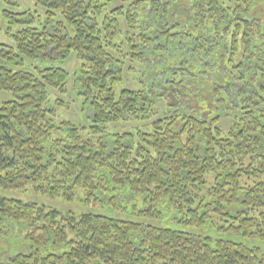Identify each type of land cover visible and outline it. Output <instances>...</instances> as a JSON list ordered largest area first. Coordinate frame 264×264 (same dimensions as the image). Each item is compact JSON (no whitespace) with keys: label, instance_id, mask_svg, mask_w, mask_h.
<instances>
[{"label":"trees","instance_id":"1","mask_svg":"<svg viewBox=\"0 0 264 264\" xmlns=\"http://www.w3.org/2000/svg\"><path fill=\"white\" fill-rule=\"evenodd\" d=\"M34 1L43 18L0 11L19 25L5 31L15 47L0 43V91L15 97L0 104V187L81 189L84 205L125 192L144 218L168 206L184 226L264 242V0ZM71 52L86 135L48 105L67 70L14 67ZM126 64L141 88L124 85ZM221 237L0 197V264H264L259 247Z\"/></svg>","mask_w":264,"mask_h":264},{"label":"rangeland","instance_id":"2","mask_svg":"<svg viewBox=\"0 0 264 264\" xmlns=\"http://www.w3.org/2000/svg\"><path fill=\"white\" fill-rule=\"evenodd\" d=\"M0 0V11L3 10H10V11H22L25 9H29V11L34 12L35 9L39 13V17H44V8L39 7L35 4L34 0ZM37 19V18H35ZM120 26L124 27V21L122 19L119 20ZM8 27H11L12 31L19 27V25L9 24L7 18H2L0 20V43L13 46L15 44L13 40L5 34V31ZM47 53V52H46ZM79 62L75 57L73 52L66 59H59V58H27L22 57L21 63H17L14 65L15 68L24 69L33 71L35 68H43L46 66H58L62 67L69 72L67 81H66V93L60 94L53 89H49V102L48 105L54 109V120L56 123L62 121H69L75 124L78 127H84L82 130L83 134H87L89 131V125L91 123V110L87 108V105L84 101L85 97L83 94L79 93V86L77 84L76 78L74 76L75 69L77 68ZM128 64L124 67V75H123V83L124 85L130 87H138L141 88L143 84L139 83L136 80L137 73L133 70L128 72L126 69ZM140 64L136 63L133 64L134 69ZM129 73V74H127ZM15 98L14 95L9 91H0V104L4 101L10 100ZM56 99H60L61 103H56ZM140 125V123H139ZM223 129L226 128L227 124H224V120L219 124ZM132 129L131 123H124V124H115V125H108L106 132L109 131H123V130H130ZM134 129V128H133ZM60 133V132H59ZM62 134V133H60ZM109 141V140H107ZM211 180V179H210ZM0 197L5 198H12L16 200H20L25 203H34L38 206H44L48 209H55L59 213L64 214L66 212H73L75 214H85V213H95V214H102L106 216H111L114 218L130 220L133 222H139L143 224H150L153 226L158 227H171L177 230H183L190 233L196 234H210L213 236H223L221 238L224 239H231L235 241H240L249 246H257L260 248L262 252V256L264 259V242L257 240V239H245L239 235L232 236L227 235L224 236L222 234H217L215 232L214 227L210 226H202V227H192V226H184L179 222H176L178 216L169 210L168 206H164L161 209L163 214V219L159 220L156 218H144L142 217L138 209L141 207L140 201L138 197L135 195L132 198V194H128L123 192L121 201L119 200L117 194L115 197H110L109 195H100V200H98L95 204L92 205H84L81 202L82 199V190L78 189V192L71 200H66L62 197H52L40 193H36L31 187L26 189H4L0 187ZM112 203H115L113 205ZM118 205V206H117ZM115 206H117L115 208ZM215 219V218H213ZM12 230L15 231L16 229L12 227ZM12 234H16L12 232ZM67 234L69 237L72 236L70 230H67ZM6 243V242H5ZM5 243H0V254L5 253L7 251V247ZM9 244H13V240L10 239ZM6 254V253H5ZM10 254H6L5 257H9Z\"/></svg>","mask_w":264,"mask_h":264}]
</instances>
